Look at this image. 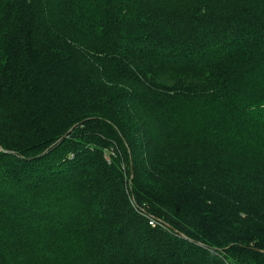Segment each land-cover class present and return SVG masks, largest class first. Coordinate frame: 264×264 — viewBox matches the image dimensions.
I'll list each match as a JSON object with an SVG mask.
<instances>
[{
	"label": "trees",
	"instance_id": "16d2710c",
	"mask_svg": "<svg viewBox=\"0 0 264 264\" xmlns=\"http://www.w3.org/2000/svg\"><path fill=\"white\" fill-rule=\"evenodd\" d=\"M0 264H264V0H0Z\"/></svg>",
	"mask_w": 264,
	"mask_h": 264
},
{
	"label": "rangeland",
	"instance_id": "374dc122",
	"mask_svg": "<svg viewBox=\"0 0 264 264\" xmlns=\"http://www.w3.org/2000/svg\"><path fill=\"white\" fill-rule=\"evenodd\" d=\"M106 156V159H107V161L108 162H111V156L109 155V152H108V155H105ZM133 172H134V170H133ZM148 215V217L149 218H153V219H151L150 221H154V222H156L155 220V217L154 216H152V215H149V214H147ZM155 219V220H154ZM154 224H157V223H154Z\"/></svg>",
	"mask_w": 264,
	"mask_h": 264
},
{
	"label": "water",
	"instance_id": "95a60500",
	"mask_svg": "<svg viewBox=\"0 0 264 264\" xmlns=\"http://www.w3.org/2000/svg\"><path fill=\"white\" fill-rule=\"evenodd\" d=\"M69 132L70 131H68L61 139H64L69 134ZM132 175H134L133 168H132Z\"/></svg>",
	"mask_w": 264,
	"mask_h": 264
},
{
	"label": "built area",
	"instance_id": "2783aa9c",
	"mask_svg": "<svg viewBox=\"0 0 264 264\" xmlns=\"http://www.w3.org/2000/svg\"><path fill=\"white\" fill-rule=\"evenodd\" d=\"M153 224L155 223L154 221H151Z\"/></svg>",
	"mask_w": 264,
	"mask_h": 264
}]
</instances>
